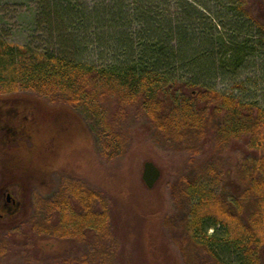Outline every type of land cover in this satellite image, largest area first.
<instances>
[{
	"label": "trees",
	"instance_id": "obj_1",
	"mask_svg": "<svg viewBox=\"0 0 264 264\" xmlns=\"http://www.w3.org/2000/svg\"><path fill=\"white\" fill-rule=\"evenodd\" d=\"M33 1L48 45L0 37V94L66 103L107 135L102 104L114 98L138 102L166 139L193 150L205 136L218 147L244 137L227 191L194 182L181 191L183 264H264V0ZM109 141L108 155L119 154ZM67 193L53 204L56 224L42 229L101 235L100 193L79 185Z\"/></svg>",
	"mask_w": 264,
	"mask_h": 264
},
{
	"label": "rangeland",
	"instance_id": "obj_2",
	"mask_svg": "<svg viewBox=\"0 0 264 264\" xmlns=\"http://www.w3.org/2000/svg\"><path fill=\"white\" fill-rule=\"evenodd\" d=\"M34 8L33 0H0V37L33 48L47 46L45 33L33 24ZM218 85L228 88L226 83ZM262 94L258 91V99L264 102ZM20 102L25 106L14 105ZM102 105L110 135L66 103L27 90L0 94L2 110L18 111L9 126L22 122L31 135V140L24 136L27 147L7 144L19 146L8 148L11 158L0 145V189L10 163L27 166L33 174L42 170L38 179L31 175L22 180L17 214L0 209V264H183L181 191L189 182L216 193L227 191L234 166L247 153L245 138L218 147L205 136L193 150L183 141L166 139L138 102L122 104L109 98ZM11 114L13 110L9 118ZM115 138L119 154L109 156L107 140L112 144ZM146 160L160 170L151 188L141 177ZM71 185L94 189L105 200L107 221L101 235L70 237L42 229L56 224L58 209L53 204L62 192L68 195Z\"/></svg>",
	"mask_w": 264,
	"mask_h": 264
},
{
	"label": "flooded vegetation",
	"instance_id": "obj_3",
	"mask_svg": "<svg viewBox=\"0 0 264 264\" xmlns=\"http://www.w3.org/2000/svg\"><path fill=\"white\" fill-rule=\"evenodd\" d=\"M19 104L21 105L24 104L25 106V102L15 103L14 105H17L18 107H20ZM8 110H11V111L13 110L15 115L11 114L10 118L6 116H1L2 113L0 109V134L3 136V138L0 139V145L6 148V152H8L7 156L11 158L12 151L10 152L8 148L11 149L12 146H11V143L9 144V146L7 144L9 142H14V143L17 142L19 146L23 144L25 145V142L27 140V139L25 140V138L29 137L30 139L31 135L29 133V130L27 129V126L26 128H24L25 124H23L22 122H19L17 126H13V127L9 126L11 123V120L17 116L18 111H17V108L15 107H11ZM19 146L12 147V149L17 148ZM52 165H53L52 168L54 170L55 163ZM26 168L27 166L19 167V166L13 165V163L12 164L10 163L7 165V171H8L7 179H6L5 185L0 189V200L2 201L0 209L5 211L9 215L17 214L18 211H20L21 199H22V194H23V191H22L23 189L21 187L23 183L22 180L31 177V175L34 179H38L39 175L41 176L42 170L41 171L37 170L35 174H33V172L28 171ZM44 172H47V171H44ZM2 216L3 214L0 213V217Z\"/></svg>",
	"mask_w": 264,
	"mask_h": 264
},
{
	"label": "water",
	"instance_id": "obj_4",
	"mask_svg": "<svg viewBox=\"0 0 264 264\" xmlns=\"http://www.w3.org/2000/svg\"><path fill=\"white\" fill-rule=\"evenodd\" d=\"M10 112H11V110L4 111L1 109V113H2L1 116L9 117L8 115H10ZM1 118H3V117H1ZM141 177H142V180L145 183V185L148 188H151L154 186L156 181L159 179L160 170L152 161L146 160L143 162Z\"/></svg>",
	"mask_w": 264,
	"mask_h": 264
}]
</instances>
